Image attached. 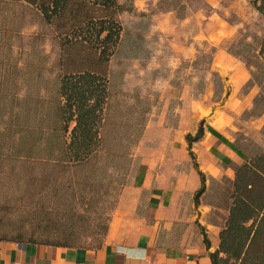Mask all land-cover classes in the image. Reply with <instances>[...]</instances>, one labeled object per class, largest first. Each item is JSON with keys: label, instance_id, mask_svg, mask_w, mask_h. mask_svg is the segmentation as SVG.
Here are the masks:
<instances>
[{"label": "rangeland", "instance_id": "rangeland-1", "mask_svg": "<svg viewBox=\"0 0 264 264\" xmlns=\"http://www.w3.org/2000/svg\"><path fill=\"white\" fill-rule=\"evenodd\" d=\"M78 1L67 0L61 18L53 14L50 21L40 8L29 4L25 42L16 18L20 1L0 0L5 39L18 47L22 43L16 56L0 60V239L17 241L35 235L38 241L88 248L98 245L96 239L103 235L105 222L130 181L135 164L131 155L154 111L150 106L163 97L161 92L156 98L152 89L164 91L172 86L171 96L177 99L189 89L199 96L209 79L218 92L222 88L211 72L215 48L205 39L195 40L198 15L222 19L236 30L223 47L244 62L251 79L259 77L254 86L261 95L257 108L244 118L264 111L260 55L264 18L252 0H117L123 31L108 66V106L100 133L99 165L73 170L59 164L60 145L70 138V134H61L62 78L87 69L95 57L74 43L72 31L107 15L92 3L79 6ZM210 2L220 6L212 8ZM172 43L175 48L195 45L194 58L175 62L169 74L149 70L152 55L176 54ZM82 62L87 66H79ZM219 100L217 94L214 101ZM254 141L246 145L254 148ZM210 200L224 203L223 199Z\"/></svg>", "mask_w": 264, "mask_h": 264}, {"label": "crops", "instance_id": "crops-1", "mask_svg": "<svg viewBox=\"0 0 264 264\" xmlns=\"http://www.w3.org/2000/svg\"><path fill=\"white\" fill-rule=\"evenodd\" d=\"M19 1L16 18L27 42L29 3ZM196 19L200 28L195 40L205 39L215 48L211 72L222 79L223 87L219 93L209 79L199 96L189 89L177 99L171 96L172 86L164 91L152 89L156 98L161 92L163 97L150 106L154 111L131 155L135 164L130 181L118 196L103 245L70 248L0 240V264H212L211 255L220 249V235L229 217L236 169L252 161L246 143L255 140L264 148V113L244 118L260 92L247 87L248 68L223 47L236 30L215 17L198 15ZM5 29L0 22L1 61L22 50V43L18 47L5 39ZM171 46L176 54L152 55L149 70L169 74L175 62L194 58L195 45ZM217 94L221 100L214 101ZM201 123L204 137L193 145L192 157L187 136L194 137ZM200 173L206 189L197 205Z\"/></svg>", "mask_w": 264, "mask_h": 264}, {"label": "trees", "instance_id": "trees-1", "mask_svg": "<svg viewBox=\"0 0 264 264\" xmlns=\"http://www.w3.org/2000/svg\"><path fill=\"white\" fill-rule=\"evenodd\" d=\"M24 1L40 8L49 21L53 18V14L61 18L67 2V0H53L52 4L46 5L41 3V0ZM78 2L79 6L92 3L95 8L107 15L101 19L88 20L83 27L75 26L72 31L73 36L76 37L74 43H80L83 49L95 56L94 61L87 69H78L74 71L75 73L64 76L61 81L60 96L64 101L60 107L61 134L63 137L70 134V138L63 139L60 145L62 156L58 160L59 164L73 170L88 167L95 169L99 165V151L102 147L100 133L106 106H108V66L119 47L123 31L118 19L120 6L117 0H79ZM252 4L259 15L264 18V0H252ZM73 16L77 17L74 13ZM260 55L264 62V43ZM79 66L86 67L87 65L82 62ZM214 75L218 77L220 86L223 87L222 79L217 74ZM255 82H259L257 75L252 77L247 87H255ZM259 84L261 83L257 85ZM260 100L261 95L259 94L255 99L253 110L257 108ZM263 113L264 111L258 115L261 116ZM72 124L74 126L71 128ZM204 126V123H201L194 137L187 136L192 157H194L193 145L204 137ZM248 152L252 161L236 169V181L229 196V217L220 235V249L211 255L212 264H264V148L258 145L254 148L248 146ZM200 175L202 188L196 195L197 205L206 189V179L202 173ZM110 219L111 215L105 222L103 235L96 239L98 245L94 248L103 245ZM20 241L50 246L77 247L72 246L70 242L38 241L35 235L29 239L17 240V242ZM205 241L206 245L210 246L207 238Z\"/></svg>", "mask_w": 264, "mask_h": 264}]
</instances>
